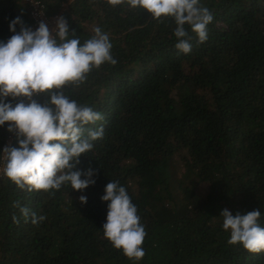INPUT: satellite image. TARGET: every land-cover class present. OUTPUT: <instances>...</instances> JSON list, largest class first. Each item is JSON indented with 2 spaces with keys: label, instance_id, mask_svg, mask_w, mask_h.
Segmentation results:
<instances>
[{
  "label": "trees",
  "instance_id": "16d2710c",
  "mask_svg": "<svg viewBox=\"0 0 264 264\" xmlns=\"http://www.w3.org/2000/svg\"><path fill=\"white\" fill-rule=\"evenodd\" d=\"M39 1L55 13L68 0ZM200 4L213 21L203 43L185 25L188 54L175 47L171 18L160 23L107 0L66 6L69 39L83 44L99 27L117 61L64 87L70 100L104 117L84 127L85 137L100 127L104 134L74 169L91 168L95 184L29 193L2 176L0 264H264V252L227 243L221 217L225 209L233 216L259 210L264 227V0ZM17 17L28 27L23 0H0V42L14 35L9 25ZM33 99L44 105L50 98ZM8 127L0 126V153ZM9 147H18L16 136ZM110 181L126 188L145 227L140 261L104 239L108 202L101 197ZM17 201L46 219L33 225L30 215L26 223Z\"/></svg>",
  "mask_w": 264,
  "mask_h": 264
},
{
  "label": "clouds",
  "instance_id": "9594fccd",
  "mask_svg": "<svg viewBox=\"0 0 264 264\" xmlns=\"http://www.w3.org/2000/svg\"><path fill=\"white\" fill-rule=\"evenodd\" d=\"M107 3L142 9L160 23L166 18L173 19L178 41L175 47L184 54L192 49L185 25L196 34L198 43H203L208 39L207 26L213 21L212 13L201 6L200 0H107ZM17 25H20L18 33ZM9 29L14 35L6 43L0 42V126L8 123V131L16 132L18 147L4 148L0 174L29 193L59 190L65 184L73 191L82 192L95 184L92 179L95 173L91 168L86 172L74 169L79 157L91 151L92 142L104 134V128L100 127L89 129L85 137L84 127L104 117L91 107L78 106L65 95L64 87L79 86L93 68L105 62L117 63L111 55L109 36L96 27L92 38L83 44L78 38L69 39L64 17L57 18L51 33L44 22L33 31L20 17L10 23ZM39 95L50 99L41 105L33 99ZM7 97L24 98L28 102L21 99L13 106L5 102ZM101 200L108 202L106 222L102 226L104 239L129 260L140 261L145 256L142 245L147 233L126 188L110 181ZM79 201L86 204L87 198L81 195ZM13 206L19 208L26 223L30 215L33 225L46 219L21 207L19 201ZM221 217L223 230L230 233L229 245H242L252 254L264 252V227L258 223L259 210L233 216L225 209Z\"/></svg>",
  "mask_w": 264,
  "mask_h": 264
},
{
  "label": "built area",
  "instance_id": "2783aa9c",
  "mask_svg": "<svg viewBox=\"0 0 264 264\" xmlns=\"http://www.w3.org/2000/svg\"><path fill=\"white\" fill-rule=\"evenodd\" d=\"M73 1L74 0H68L67 3L65 4L61 3L60 8L57 12L49 13L43 2L39 0H23V3L28 9V17H29L28 27H30L33 31H35L38 28L39 24L41 22H44L45 24H47L51 33L52 30L55 29L56 27L57 18L63 17L66 6H68ZM16 135H17L16 132H11V134L8 136L5 144L1 149L0 155H3L4 148L10 146L13 137ZM2 166H3L2 163H0V167ZM0 178H2V174H0Z\"/></svg>",
  "mask_w": 264,
  "mask_h": 264
},
{
  "label": "rangeland",
  "instance_id": "374dc122",
  "mask_svg": "<svg viewBox=\"0 0 264 264\" xmlns=\"http://www.w3.org/2000/svg\"><path fill=\"white\" fill-rule=\"evenodd\" d=\"M72 3V2H71ZM182 169V168H181Z\"/></svg>",
  "mask_w": 264,
  "mask_h": 264
}]
</instances>
